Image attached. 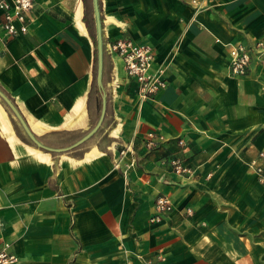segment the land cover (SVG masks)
<instances>
[{"label": "crops", "instance_id": "1", "mask_svg": "<svg viewBox=\"0 0 264 264\" xmlns=\"http://www.w3.org/2000/svg\"><path fill=\"white\" fill-rule=\"evenodd\" d=\"M98 6L102 86L85 0H37L17 37L0 8V90L41 145L0 97V247L16 264H264V67L257 55L245 76L229 65L230 45L264 42V0ZM119 38L149 45L153 70L165 67L154 99H139L110 52ZM104 104L110 144L74 154ZM161 195L173 210L152 221Z\"/></svg>", "mask_w": 264, "mask_h": 264}, {"label": "built area", "instance_id": "2", "mask_svg": "<svg viewBox=\"0 0 264 264\" xmlns=\"http://www.w3.org/2000/svg\"><path fill=\"white\" fill-rule=\"evenodd\" d=\"M37 4V0H0V8L3 10V31L8 37H17L28 32L31 22L30 14ZM230 47V73L233 76L247 75L253 55H257L260 64L264 67V42L256 43L250 48L243 43L232 44ZM110 52L121 58L127 76L138 85V97L141 101L154 99L155 96L167 87L164 78L165 67L160 66L153 70L154 55L152 48L147 44H139L130 38H119L110 43ZM157 136L150 133L147 139V147L154 148ZM183 144V141H180ZM127 149L122 151L125 154ZM264 159V152L260 153ZM170 166L177 175H191L192 171L184 166L179 159H172ZM255 171L264 182V165L255 167ZM173 210L171 199L165 195L158 197L152 221H160ZM189 215L193 214L192 208H187ZM18 257L11 252V245L5 243L0 247V264H16Z\"/></svg>", "mask_w": 264, "mask_h": 264}, {"label": "water", "instance_id": "3", "mask_svg": "<svg viewBox=\"0 0 264 264\" xmlns=\"http://www.w3.org/2000/svg\"><path fill=\"white\" fill-rule=\"evenodd\" d=\"M94 3V14H95V21H96V28H97V40H98V59H99V75H98V82L100 86H102V66H103V34H102V25H101V19H100V11H99V6H98V0H93ZM0 97L7 103V105L11 108V110L15 113L25 130L28 132L30 137L38 144L40 145L39 142L36 141V139L33 137V135L29 132L28 127L26 126L25 122L23 121L20 113L14 106V104L11 102V100L0 90ZM105 114V104L103 108V113L101 115V118L97 125L87 134L85 135L82 139H80L77 143H75L72 147L70 148H75L78 147L79 145L85 143L88 139H90L100 128L102 124V120ZM41 146V145H40ZM69 148V149H70Z\"/></svg>", "mask_w": 264, "mask_h": 264}, {"label": "trees", "instance_id": "4", "mask_svg": "<svg viewBox=\"0 0 264 264\" xmlns=\"http://www.w3.org/2000/svg\"><path fill=\"white\" fill-rule=\"evenodd\" d=\"M86 5V23L92 33L94 40H96V33H95V18L93 14V7H92V0H85ZM108 54L107 50H105V61L107 62ZM11 98V97H10ZM112 121V117L110 116V109L108 113H106L105 120L101 126V128L92 136L88 141L83 143L82 145L76 147L73 152L74 154H80L82 156L93 144H99L102 148L103 145L110 144L111 138L108 137V124ZM68 153V152H67ZM69 154V153H68ZM53 155H59L57 153H53Z\"/></svg>", "mask_w": 264, "mask_h": 264}]
</instances>
